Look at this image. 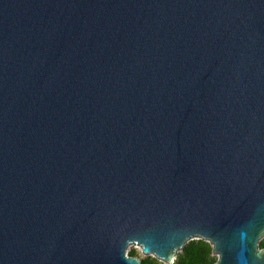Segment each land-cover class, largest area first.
Masks as SVG:
<instances>
[{
    "label": "water",
    "instance_id": "water-1",
    "mask_svg": "<svg viewBox=\"0 0 264 264\" xmlns=\"http://www.w3.org/2000/svg\"><path fill=\"white\" fill-rule=\"evenodd\" d=\"M264 0H0V264H264Z\"/></svg>",
    "mask_w": 264,
    "mask_h": 264
},
{
    "label": "trees",
    "instance_id": "trees-1",
    "mask_svg": "<svg viewBox=\"0 0 264 264\" xmlns=\"http://www.w3.org/2000/svg\"><path fill=\"white\" fill-rule=\"evenodd\" d=\"M259 247L264 248V238L259 241ZM129 256H137L135 249H129ZM215 256L211 255V246L202 239H193L187 242L177 253L176 258L171 264H212ZM142 264H163L152 256L141 259Z\"/></svg>",
    "mask_w": 264,
    "mask_h": 264
},
{
    "label": "rangeland",
    "instance_id": "rangeland-1",
    "mask_svg": "<svg viewBox=\"0 0 264 264\" xmlns=\"http://www.w3.org/2000/svg\"><path fill=\"white\" fill-rule=\"evenodd\" d=\"M130 249H135L136 251H137V253H138V257H139V259H144V258H146L147 256H149V255H144V254H141L140 252H139V248L138 247H134V246H131V247H129Z\"/></svg>",
    "mask_w": 264,
    "mask_h": 264
},
{
    "label": "bare ground",
    "instance_id": "bare-ground-1",
    "mask_svg": "<svg viewBox=\"0 0 264 264\" xmlns=\"http://www.w3.org/2000/svg\"><path fill=\"white\" fill-rule=\"evenodd\" d=\"M131 246H134V247H138L139 248V246H137V245H131Z\"/></svg>",
    "mask_w": 264,
    "mask_h": 264
},
{
    "label": "built area",
    "instance_id": "built-area-1",
    "mask_svg": "<svg viewBox=\"0 0 264 264\" xmlns=\"http://www.w3.org/2000/svg\"><path fill=\"white\" fill-rule=\"evenodd\" d=\"M129 249H130V248L127 249L126 253L128 252Z\"/></svg>",
    "mask_w": 264,
    "mask_h": 264
}]
</instances>
